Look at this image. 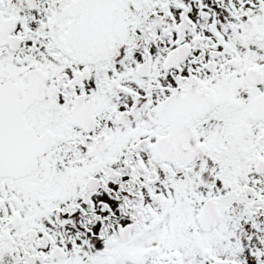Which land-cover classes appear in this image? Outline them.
<instances>
[{"label": "snow or ice", "instance_id": "6c2138e0", "mask_svg": "<svg viewBox=\"0 0 264 264\" xmlns=\"http://www.w3.org/2000/svg\"><path fill=\"white\" fill-rule=\"evenodd\" d=\"M0 264H264V0H0Z\"/></svg>", "mask_w": 264, "mask_h": 264}]
</instances>
